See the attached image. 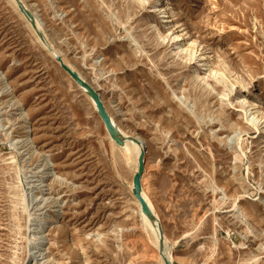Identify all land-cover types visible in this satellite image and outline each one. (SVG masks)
Here are the masks:
<instances>
[{"label":"rangeland","instance_id":"rangeland-1","mask_svg":"<svg viewBox=\"0 0 264 264\" xmlns=\"http://www.w3.org/2000/svg\"><path fill=\"white\" fill-rule=\"evenodd\" d=\"M167 2L185 36L179 56L162 39L160 0H29L65 58L91 82L104 75L95 87L122 130L145 140L142 188L173 264H264V119L251 125L264 115V0ZM0 73L22 109L0 80V264H161L133 166L10 0Z\"/></svg>","mask_w":264,"mask_h":264},{"label":"bare ground","instance_id":"bare-ground-1","mask_svg":"<svg viewBox=\"0 0 264 264\" xmlns=\"http://www.w3.org/2000/svg\"><path fill=\"white\" fill-rule=\"evenodd\" d=\"M21 3L23 4V6L25 7V9L30 12L34 18H35V23H36V26H37V29L35 30L31 24L30 21H28L24 15L21 14V12L19 11V8H18V5L16 3L15 0H10V3L12 4V6H14V8L19 12V14L21 15L22 18H24L26 21H27V24H28V27L33 31V33L36 35L37 37V41L45 48V50H47V52L49 53V55L53 58V60L55 61V58L56 57H60L64 64L67 65L69 68H71L75 73H77L79 75V77L84 81L86 82L87 84H89L98 94L99 96L101 97V100L102 102L104 103V100H103V95L101 93H99V91L96 89L95 87V84L96 83H99L102 78L104 77L103 74L101 73H98L95 75V81L94 82H91L89 80V78L87 77V75L84 73L83 69H79L78 67H76L75 65H73L71 62H69L65 56L63 55V53L59 50V48L53 43L50 41L49 39V33L46 29V25L44 23V20L42 19V17L39 15V12L37 10V6L35 5H30L29 3V0H20ZM163 2L161 5H158L157 3H154V12L156 14V16L162 20V23H165L169 26H171L170 30H169V35L168 36H162V39L163 41H165L166 39H169L170 40V43H172V45L174 47H178L177 50V56H179L180 52H181V49H183L184 51V48H182V44L184 42V38L185 36L183 35V31H179V29L181 27L178 26L177 23H175L174 21V16L172 15L171 13V9H170V6L167 2V0H160V3ZM76 22V19L74 21V23ZM39 34L42 35V39L40 38ZM195 44V43H194ZM193 44V45H194ZM189 46V45H188ZM191 46V45H190ZM189 48V47H188ZM196 48H193L192 47V50H191V53L188 55V61H194L195 58H196V55L198 54L197 51L199 50H195ZM182 53V52H181ZM183 55V54H182ZM201 61H197L198 64H201V63H204V62H207L208 61V58H207V55L204 53L203 55H200L199 56ZM59 65V63H58ZM60 66V65H59ZM107 64H104V67H106ZM61 67V66H60ZM109 71L108 72H112L114 73L115 70L114 69H111V67L108 68ZM1 74V73H0ZM68 75V74H67ZM69 76V75H68ZM0 80L1 82L3 83V88H5L3 94L5 93V95L7 97L10 98V103H11V107L13 109H16V106L18 104V107H19V103H18V100H16V98L14 97V95L12 94L11 90L9 89L10 87L8 86V84L6 83V78L2 75H0ZM72 80V79H71ZM197 80L200 82H204L205 81V78H202L200 76H198ZM73 81V80H72ZM75 83V81H73ZM1 84V83H0ZM78 86V85H77ZM79 87V86H78ZM80 88V87H79ZM3 90V89H2ZM1 90V91H2ZM80 90H82V92L85 94L86 98L90 101V103L92 104V106L94 107V109L97 111L96 109V105H95V102L90 98L89 94L87 93V91L85 89H82L80 88ZM246 104L249 105V103L245 100ZM105 105V103H104ZM252 105H249V107H251ZM21 109V107H19ZM105 108L113 122V124L120 130L121 134L123 135V137L125 138L126 142H125V146L123 147H120L118 146L112 139L111 137L109 136L108 132H107V136H108V139H109V142L112 144V146L114 148H116V150L118 151H123V154L124 156L123 157H119V155L117 156V154H115V157L116 159H123V162L125 164H129V165H132L133 166V180H132V191L134 190V177H135V174L136 172L138 171V167H139V156H140V153H141V148L138 147L136 144H134L132 142V139L133 138H136L138 140H140L143 144V148L146 149L147 151V144L145 142V140L143 139L142 136L140 135H137V134H129L125 131L122 130V128L118 125L116 119H115V116L113 114H111L107 108V106L105 105ZM22 110V109H21ZM20 111V110H19ZM121 111V110H120ZM164 111V110H163ZM21 112V111H20ZM254 117H253V120L254 121H251V125L253 126H256L258 124V126H262V121L264 119V115L259 118V117H256L255 113H253ZM22 119H25L24 118V115H22ZM101 119V118H100ZM102 121V120H101ZM260 124V125H259ZM29 128L28 127H25L24 130H26L25 132V135L26 137L28 138V141L31 142V139H30V131L28 130ZM106 129V127H105ZM256 129L257 130H260L259 127L256 126ZM107 131V130H106ZM24 141V140H23ZM26 142V141H25ZM24 142V143H25ZM28 142H26L27 144ZM32 143H30L31 145ZM28 146V147H31V146ZM33 148V146H32ZM31 148V149H32ZM119 153V152H118ZM196 161L200 164L201 168L203 169L204 166L202 165L201 161L196 159ZM14 162V161H13ZM48 166V165H47ZM130 167V166H129ZM47 168V167H46ZM54 178V174L52 173V168L51 167H48V171L46 172L44 178H43V183L46 185L45 187L48 188V185L47 183L49 181H51L52 179ZM21 185V184H20ZM48 191V190H47ZM46 191V192H47ZM222 191L224 192V196L225 197H228V194H229V190L228 189H222ZM219 192V190H218ZM25 195V194H24ZM47 195H51V194H47ZM143 198L147 201L149 207L151 208V210L153 211V213L155 214L156 218L158 219L160 225H162V221L157 213V209H156V206L153 202V200L147 195V193L145 192V190H143ZM135 197V196H134ZM136 199V198H135ZM51 200V198H48V201ZM234 200V199H233ZM231 201V200H230ZM238 201V200H237ZM135 204L138 206V211H139V214L142 218V222L144 223V227L145 229L147 230V233L148 231L153 235L152 238H150L149 242L151 244V246L153 245L155 247V249L157 250V252L159 251V255L161 257V245H160V236H159V230H158V225H155L153 224L142 212V208H141V205L140 203L138 202V200L136 199L135 200ZM23 203V202H22ZM58 204V203H57ZM56 203L54 204L53 208L56 210L58 208V206ZM229 204V203H228ZM226 205V204H225ZM224 205V206H225ZM236 205V204H235ZM54 213L56 214L52 220L50 221V226H54V224H57L58 223V214H59V211H54ZM42 232V231H41ZM39 234V233H38ZM150 234V235H151ZM43 240V238L41 239ZM45 240V239H44ZM38 241V240H37ZM168 241L167 240V237L166 235L164 234V255L169 259V261L173 264L174 263V260H173V257L170 255V251H169V248H168ZM170 243V242H169ZM44 244V243H42ZM149 244V245H150ZM152 246V247H153ZM35 259L36 257L34 256L33 260H28V262L26 264H37V263H34L35 262ZM51 260V259H50ZM160 263L161 264H165L164 261H163V258L161 257L160 259Z\"/></svg>","mask_w":264,"mask_h":264},{"label":"water","instance_id":"water-1","mask_svg":"<svg viewBox=\"0 0 264 264\" xmlns=\"http://www.w3.org/2000/svg\"><path fill=\"white\" fill-rule=\"evenodd\" d=\"M19 11L21 12L22 15L25 16V18L31 22L33 28L36 30L37 26L35 23V18L34 16L28 12L23 4L21 3L20 0H15ZM40 38L42 39V35L39 34ZM55 61L59 63L61 66L62 70L69 75V77L75 81V83L82 89H85L87 93L89 94L90 98L95 102L97 113L99 117L101 118L103 124L106 127V130L111 137V139L120 147L125 146V138L121 134L120 130L113 124L104 103L101 100V97L99 94L86 82H84L77 73H75L71 68H69L67 65L64 64L63 60L60 57H56ZM132 142L136 144L138 147L141 148V153L139 156V167L138 171L135 174L134 177V190L133 194L135 198L138 200V202L141 205L142 212L143 214L155 225H158V230H159V236H160V245H161V257L163 258V261L165 264H172L169 259L164 255V230L162 225H160L158 219L156 218L155 214L149 207L147 201L143 198V188H142V179L145 173L146 169V156H147V151L146 149L143 148V144L140 140L133 138Z\"/></svg>","mask_w":264,"mask_h":264}]
</instances>
